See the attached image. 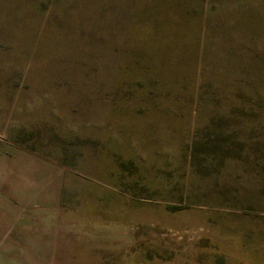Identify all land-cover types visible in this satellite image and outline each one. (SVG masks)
<instances>
[{"label": "rangeland", "instance_id": "374dc122", "mask_svg": "<svg viewBox=\"0 0 264 264\" xmlns=\"http://www.w3.org/2000/svg\"><path fill=\"white\" fill-rule=\"evenodd\" d=\"M0 143V264H243L264 0H0Z\"/></svg>", "mask_w": 264, "mask_h": 264}, {"label": "crops", "instance_id": "0c3cea01", "mask_svg": "<svg viewBox=\"0 0 264 264\" xmlns=\"http://www.w3.org/2000/svg\"><path fill=\"white\" fill-rule=\"evenodd\" d=\"M22 159H33L34 156L27 153V151H20V149L14 145H3L0 143V164L10 171L7 176L9 178H18V165ZM1 169V167H0ZM2 177L0 173V178ZM1 181V180H0ZM6 183V180L2 185ZM27 196H24L26 198ZM263 228L260 232L253 229H246L244 233L238 235V250L237 258L243 264H264V221L259 224ZM239 263V262H238Z\"/></svg>", "mask_w": 264, "mask_h": 264}]
</instances>
